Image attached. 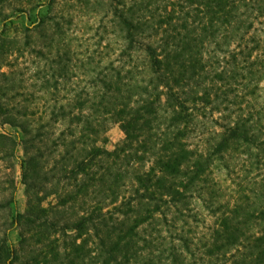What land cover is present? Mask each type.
<instances>
[{"label":"trees","instance_id":"trees-1","mask_svg":"<svg viewBox=\"0 0 264 264\" xmlns=\"http://www.w3.org/2000/svg\"><path fill=\"white\" fill-rule=\"evenodd\" d=\"M122 2L113 46L77 63L88 94L54 100L73 60L63 43L39 51L50 79L36 111L10 113L15 84L0 85L18 130L0 133L13 146L0 159L22 150L27 195L0 264H264V0ZM11 41L0 32V57ZM113 123L125 137L109 150Z\"/></svg>","mask_w":264,"mask_h":264},{"label":"rangeland","instance_id":"rangeland-1","mask_svg":"<svg viewBox=\"0 0 264 264\" xmlns=\"http://www.w3.org/2000/svg\"><path fill=\"white\" fill-rule=\"evenodd\" d=\"M122 5V0H6L0 4V32H4V37L12 39L0 57L1 73L9 74L8 77L0 76V85L9 87L15 84V90H10L7 96L3 97L0 93L5 107L11 110L9 112L15 113V108L23 105L30 112L36 111L35 107L43 105L42 84L44 77L50 79V76L45 75L47 59L39 51L45 49L48 52L49 44L53 48L66 44L73 57L69 61L67 78L60 77L58 81L51 79L54 100L64 102L76 89H82L88 94L93 84L77 63L82 58L81 53L87 49L93 51L99 45L100 49L106 50L109 43L113 46L115 39L112 32L115 24L112 11ZM13 39L17 47L11 46ZM94 54L100 57L97 52ZM118 57V53H115L112 59ZM107 61L104 60L102 66ZM119 65V60H116L114 66ZM4 115L0 109V133L8 132L16 136L17 128L3 123ZM39 116L40 113H36L35 117ZM57 129L58 134L60 130ZM124 137L120 124L113 123L101 136L99 145L113 150ZM0 143L7 144V149L12 150L10 140L0 138ZM16 153L20 157L24 155L22 150ZM16 156L0 159V198L3 199V206L0 207V234L10 227V219L14 214L27 209L26 187ZM10 172L12 175H9ZM10 177L16 189L8 181ZM12 190L14 200L8 204L6 201L10 199ZM56 202H59L57 194L50 195L46 200L47 204ZM9 235L11 242L17 245L21 239L19 229H11Z\"/></svg>","mask_w":264,"mask_h":264}]
</instances>
